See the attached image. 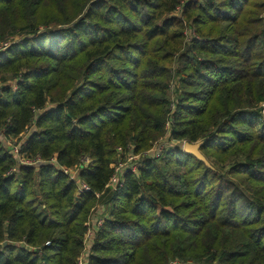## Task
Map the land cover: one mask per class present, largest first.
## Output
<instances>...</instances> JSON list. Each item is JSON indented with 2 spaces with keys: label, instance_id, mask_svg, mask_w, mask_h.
<instances>
[{
  "label": "trees",
  "instance_id": "1",
  "mask_svg": "<svg viewBox=\"0 0 264 264\" xmlns=\"http://www.w3.org/2000/svg\"><path fill=\"white\" fill-rule=\"evenodd\" d=\"M262 13L0 0V264H80L92 208L104 223L85 264H264ZM164 139L204 140L213 168L168 147L111 185Z\"/></svg>",
  "mask_w": 264,
  "mask_h": 264
},
{
  "label": "built area",
  "instance_id": "2",
  "mask_svg": "<svg viewBox=\"0 0 264 264\" xmlns=\"http://www.w3.org/2000/svg\"><path fill=\"white\" fill-rule=\"evenodd\" d=\"M164 140H166V139H164ZM164 140L160 141L153 149L146 151L143 154H133V153L129 154L127 161L121 162L116 167V169H115L116 172L112 178L111 185L115 186V187H117L118 185H122L123 183H121V182H124V180L122 179V176L125 175L126 172H128V171L137 173V171L141 168L142 162L146 161V160L139 161V158L141 157V155H143L144 157H148V159L160 158L161 156H163L166 148L172 147L171 144H167ZM185 142H183L182 151L184 149ZM14 148H15L14 149L15 152L18 153L19 152V146L17 145ZM119 150H122V148H120ZM87 159L89 160V158H87ZM85 162H88V161H85ZM137 162H139V164H137ZM62 169L66 174L70 175L73 180H77L80 192L90 191V187L87 184H85L84 182H81L80 179L78 178L79 169H68V168H64V167ZM99 210L100 209H98L96 211V215L94 214L92 216L93 219L97 218V220H98V222L96 224H93L94 230L90 229L89 225L87 224L88 225V233H87V237H86V245H87L88 239H91V243H92V240H93L92 237H94V235H95L96 228L102 226L104 223V218L101 216L102 212L100 213ZM83 262L84 261H82V259H81L80 264H85Z\"/></svg>",
  "mask_w": 264,
  "mask_h": 264
},
{
  "label": "rangeland",
  "instance_id": "3",
  "mask_svg": "<svg viewBox=\"0 0 264 264\" xmlns=\"http://www.w3.org/2000/svg\"><path fill=\"white\" fill-rule=\"evenodd\" d=\"M260 16H263L264 17V13H262ZM187 41V40H186ZM10 46V45H9ZM9 84L10 85H12V87H16V83L14 82V81H12V82H9ZM172 91H174V89H172ZM262 119H263V122H264V112H263V117H262ZM30 133V130H28L27 131V134H29ZM24 138L26 137V134L23 136ZM167 144H171V146L172 147H169V148H171V149H177L178 150V148H182V146H183V143L181 142V143H179V142H176V141H169V143H168V141L167 140H164ZM16 142V141H15ZM15 142H13V144H15ZM148 159V157H144L143 155H141V157L139 158V161H143V160H147ZM84 162L85 161H88L89 162V160L87 159V158H85L84 160H83ZM137 164H139V162H137ZM125 165V164H124ZM76 173V172H75ZM93 211H96V209L94 210V208H92V210H91V213L93 212ZM99 212L101 213L102 212V209L101 210H99ZM91 213H90V215H89V217H88V222H87V224L89 225V228L90 229H92V230H94V228H93V224H96L97 222H98V220H97V218H95V219H93L92 218V215H91ZM104 218V217H103ZM93 233V232H92ZM95 236V235H94ZM92 238H94V237H92ZM93 241V240H92ZM91 239H88L87 240V248H86V250H85V252L83 253V255H82V261H84L83 263H86V260H88V257H89V252H90V248H91Z\"/></svg>",
  "mask_w": 264,
  "mask_h": 264
},
{
  "label": "water",
  "instance_id": "4",
  "mask_svg": "<svg viewBox=\"0 0 264 264\" xmlns=\"http://www.w3.org/2000/svg\"><path fill=\"white\" fill-rule=\"evenodd\" d=\"M204 142H205L204 140L199 141V142H194V143L186 141L184 144L183 152L195 156L197 159L204 162L209 168H213V165L206 158V156L203 154V152L201 150Z\"/></svg>",
  "mask_w": 264,
  "mask_h": 264
}]
</instances>
